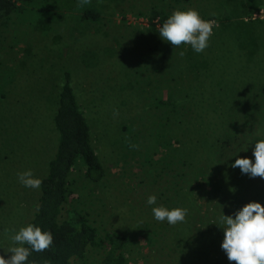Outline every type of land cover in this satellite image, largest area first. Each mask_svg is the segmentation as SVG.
Here are the masks:
<instances>
[{
    "label": "rangeland",
    "instance_id": "1",
    "mask_svg": "<svg viewBox=\"0 0 264 264\" xmlns=\"http://www.w3.org/2000/svg\"><path fill=\"white\" fill-rule=\"evenodd\" d=\"M31 2L34 8L44 7L39 18L27 22L29 18L12 12L6 23H0V255L9 258L11 236L24 227L37 190L24 187L17 173L31 169L39 178L53 154L56 131L46 88L57 72L66 69L75 94H89L78 99L89 111L93 144L106 171L92 184L80 167L73 170L71 187L77 199L68 198L69 204L87 209L89 221L99 231L114 226L127 235L124 264H205L216 257L234 264L221 248L224 230L218 218L234 217L249 202L264 205L263 191L254 198H230L225 187L217 184L210 190L212 180L203 181L188 188L193 205L187 207L185 221L176 225L155 220L152 208L160 203L146 202L159 190L173 193L179 178L172 175V164L164 163L168 154L162 137L157 142L148 131L159 112L152 113L154 108L145 104L149 94H192L196 83L192 71L177 72L178 81L165 80V72L178 71L187 61L191 68L200 54L189 45L173 48L159 33L148 31L145 16L154 8L167 12L192 8L208 14L217 10L220 0H91L89 4L102 15L93 25L77 20V0ZM253 11L252 17L263 18L264 0ZM188 50L182 60L179 53ZM122 122L128 124L125 129L120 128ZM167 152L177 157L174 151ZM185 203L178 199L163 207L184 209ZM101 253L93 246L72 264H99Z\"/></svg>",
    "mask_w": 264,
    "mask_h": 264
},
{
    "label": "trees",
    "instance_id": "2",
    "mask_svg": "<svg viewBox=\"0 0 264 264\" xmlns=\"http://www.w3.org/2000/svg\"><path fill=\"white\" fill-rule=\"evenodd\" d=\"M258 1L262 0H220L217 10L199 13L203 19L212 18L219 25L213 28L209 46L192 60L195 65L191 68L195 70L189 68L187 61L179 63L178 71L169 69L165 72L168 74L165 80L175 78L178 81L177 72L180 75L192 71L196 82L192 91L196 92L197 98L193 92L190 96L187 91L180 96H172L174 93L169 91L149 94L145 106L154 108L152 113L158 110L159 114L152 120V128L148 131L157 142L162 137L160 143L165 145L168 154L164 163L172 164V175L179 178L172 188L173 193L158 191L154 206L158 203L162 207L171 206L179 199L182 204L187 202L182 206L187 209L194 201L188 188H197L203 181L210 180V190L218 184L225 187L230 198H254L260 191L264 192V178H252L249 174H242L239 168L231 167L241 157L254 162L255 143L264 139V17H252ZM33 5L31 0H0V23H6L12 12L24 15L25 20L29 18L27 22L34 19L32 17L39 18L38 12L44 7L34 8ZM172 13L151 9L145 16L146 29L159 33ZM76 16L78 21L93 25L102 15L99 9L86 4L80 7ZM256 23H260L263 30ZM189 50L182 60L186 59ZM46 93L52 103L51 120L56 143L44 173L39 177L43 183L28 205L24 227L31 224L51 232L53 244L43 252L30 249L26 264H72L93 246L102 249L99 264H124L127 235L114 226H102L99 231L89 221L87 209L71 206L68 200L77 197L70 179L71 172L77 167L92 184H97L106 175L93 144V126L90 127L87 121L89 111L78 99L79 95L89 94H75L70 72L66 69L57 72ZM85 100L89 103L88 98ZM127 126L122 122L120 128ZM129 127L133 130L134 124ZM246 147L247 151H243ZM167 150L174 151L177 157ZM224 209L222 207L221 211ZM198 234L202 239V232ZM7 256L10 257L11 253L7 252ZM205 264L226 263L216 257Z\"/></svg>",
    "mask_w": 264,
    "mask_h": 264
},
{
    "label": "clouds",
    "instance_id": "3",
    "mask_svg": "<svg viewBox=\"0 0 264 264\" xmlns=\"http://www.w3.org/2000/svg\"><path fill=\"white\" fill-rule=\"evenodd\" d=\"M89 3L91 0H77V7ZM218 26L215 20L203 19L195 9L175 10L159 29V35L173 48L189 45L199 54L209 46L213 28ZM179 55L183 57L185 52L181 51ZM243 151H247V147ZM253 156L254 162L249 158L241 157L237 158L231 167L239 168L242 174H249L252 178H264V139L255 143ZM17 178L24 187L30 189H39L43 183L42 179L34 177L31 169L17 173ZM156 199L155 195H150L146 202L148 205H154ZM152 213L155 220L159 222L166 220L169 225H176L185 221L187 209L168 210L159 206L153 207ZM218 226L224 230L221 248L230 262L264 264V205L259 202H249L238 210L234 217L222 214ZM11 241L13 245L20 246L8 248L7 252L11 253L8 259L0 255V264H26L31 251L43 252L52 246L53 236L51 232L42 231L40 227L29 224L12 235Z\"/></svg>",
    "mask_w": 264,
    "mask_h": 264
}]
</instances>
